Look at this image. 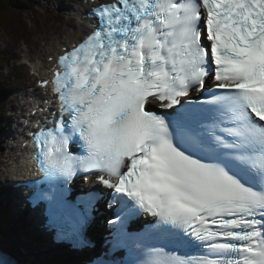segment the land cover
Segmentation results:
<instances>
[{"label":"snow or ice","instance_id":"1","mask_svg":"<svg viewBox=\"0 0 264 264\" xmlns=\"http://www.w3.org/2000/svg\"><path fill=\"white\" fill-rule=\"evenodd\" d=\"M88 11L92 30L41 81L59 100L53 126L33 132L61 235L78 239L101 199L73 202L81 172L110 190L122 238L130 219L154 218L144 239L157 243L139 240L132 264H264V0Z\"/></svg>","mask_w":264,"mask_h":264},{"label":"rangeland","instance_id":"2","mask_svg":"<svg viewBox=\"0 0 264 264\" xmlns=\"http://www.w3.org/2000/svg\"><path fill=\"white\" fill-rule=\"evenodd\" d=\"M5 1L4 7L2 2ZM14 1V5H8L7 0H0V49H8V55L12 56L14 51L16 52V46L13 47V49H9V47L17 41V35L19 37V56L21 57L22 54H25L26 52V45L24 44L22 40V36L28 37L33 44L36 42L38 38L41 36L50 35L52 37L51 42H55L57 38L56 29H45L47 26L53 27L55 24H49L50 22H54L57 18H60L59 14H63L64 12L59 11L57 9H54L50 11L48 14L45 12H42V10L39 7H33L32 10L35 13V16L37 18V21L30 18V12H24L21 8L22 3L20 1ZM65 1H68L67 3L69 5L75 4L78 0H52L51 4H61ZM48 4V3H45ZM49 6V5H45ZM62 12V13H61ZM45 13V14H44ZM4 15L6 19L2 17ZM58 24V23H56ZM20 30V31H19ZM19 31V32H18ZM36 44H40V40L37 41ZM11 62V58L8 57ZM1 59V58H0ZM17 61V64H20L22 67L23 64H21V61H18L16 58L14 59ZM11 63L8 66V69H12ZM26 75V74H25ZM25 78V77H24ZM22 79L25 81V79ZM16 102V100H15ZM0 106L4 107L2 103L0 102ZM2 154V151L0 152V155ZM39 260V259H38ZM47 264H52L51 262H47Z\"/></svg>","mask_w":264,"mask_h":264},{"label":"bare ground","instance_id":"3","mask_svg":"<svg viewBox=\"0 0 264 264\" xmlns=\"http://www.w3.org/2000/svg\"><path fill=\"white\" fill-rule=\"evenodd\" d=\"M85 5V0H83V1H81V0H79L77 3H75L74 5H71V6H69V7H71V8H73V9H71L70 11H74V12H76L77 10H79V9H81V8H83V7H85L84 6ZM85 8H88V7H85ZM1 13L3 12V11H0ZM2 17L4 18V19H6V17L4 16V15H2ZM85 25L82 23L81 24V27H84ZM78 28L79 27H65L60 33H61V35L63 36V37H66L67 38V40L66 41H63V42H61V44L62 43H65V42H67V41H73V40H75V39H78L79 38V36H78ZM82 31V30H81ZM66 34V35H65ZM65 35V36H64ZM48 39V38H47ZM49 44L51 45V47H52V50H55V45H53V43H51V42H46L45 44H44V49L45 50H48L50 47H48L49 46ZM42 45V43L40 42V44H36V48H39L40 46ZM41 51V50H40ZM39 51V52H40ZM39 52L38 53H34L31 57L29 56V57H26V63H27V61L28 60H31V61H35V62H39V60L41 59V57L38 55L39 54ZM0 53H5L4 51H2V50H0ZM36 56V58H33V57H35ZM32 58V59H31ZM6 63L5 64H1L0 65V101H2V99H3V96H4V85H3V83H4V79H5V76H4V70L5 69H8V66H9V64H10V59L7 57L6 58ZM30 69V68H29ZM24 73V72H23ZM25 77V78H24ZM25 79L27 82H29V83H31L32 81H33V78H32V76L28 73V74H26L25 75V73H24V75H19V73H16L15 74V76L14 77H12V78H10V80H12L13 82H23V80L22 79ZM33 84V86L30 88V90L31 91H36L37 90V88L34 86V82L32 83ZM5 113H7V112H4L3 113V115H6ZM1 114H2V112H1ZM2 116V115H1ZM5 142H7L6 140H5ZM4 144V142H2L1 143V145H3ZM7 144L8 145H10V142H7ZM18 150H13V149H10V150H6V151H4L3 152V154H2V157H1V159H0V172H6V171H8V168L11 166V165H13V164H15V161H16V159H17V152ZM28 151H29V153L30 154H32V148H31V146L29 145V147H28ZM21 169H22V165H21V161H18L17 162V170H18V172H21ZM75 178H77V179H81V177L80 176H78V175H76V176H74ZM25 185H23V187H24ZM84 187V189H83V191H84V194H85V196H86V198H87V193H92L91 191H89V189H88V187L87 186H83ZM28 188H32L34 191L36 190V188H37V183H36V181H34V180H31L30 182H29V184L27 185L26 184V189L28 190ZM37 194H35L34 196H33V198H32V201H33V203H34V205H33V209H34V212L37 214V217H42L43 215H44V211H43V209H42V207H41V202H40V200H38V199H36L35 198V196H36ZM40 197V196H39ZM112 209V208H111ZM48 215H50V214H48ZM109 216H110V214H109ZM110 219H111V216H110ZM50 221L51 222H53L51 219H50ZM147 222V221H146ZM23 223V222H22ZM148 223V222H147ZM56 225H58V224H56ZM119 228H120V225H119ZM93 234H95V236H98V231H97V229H94L93 230ZM140 236H141V238L143 239V240H145L144 239V237H143V235L140 233ZM86 237V234L84 235V238ZM91 237H92V235H91ZM92 240H94V238H92ZM85 241H86V239H85ZM87 241H88V239H87ZM86 241V242H87ZM148 241H150V240H148ZM84 242V240L82 241V243ZM74 243H77V245L79 246L81 243L78 241V239H74ZM34 246H36L35 244H34ZM74 251H76V248H74ZM65 252H67V253H70L71 251H70V249H65ZM37 256H41V257H44V258H46V257H50V258H53V257H55V256H59V255H57V253H53V254H48V253H42V254H38ZM25 259H29V257L26 255L25 257H24ZM56 260V259H55ZM78 262H79V259L78 258H76V259H74L73 260V263L72 264H78ZM65 263H68V260H65Z\"/></svg>","mask_w":264,"mask_h":264},{"label":"clouds","instance_id":"4","mask_svg":"<svg viewBox=\"0 0 264 264\" xmlns=\"http://www.w3.org/2000/svg\"><path fill=\"white\" fill-rule=\"evenodd\" d=\"M16 1H20L21 3H22V6H21V8L23 9V11L24 12H30V15L32 14V13H34V11L32 10V8L33 7H35V4H34V2H32V3H29L28 5V7H24V0H16ZM25 1H28V0H25ZM4 3H6L5 1H3L2 2V4L1 5H3V7H4ZM7 3H8V5H14V1L13 0H7ZM45 2H43V4L42 5H40V6H36V7H39L41 10H42V12H45V13H49L50 11H52V7L49 5V6H45V5H47V4H44ZM0 5V6H1ZM44 13V14H45ZM35 14V13H34ZM49 15V14H48Z\"/></svg>","mask_w":264,"mask_h":264},{"label":"trees","instance_id":"5","mask_svg":"<svg viewBox=\"0 0 264 264\" xmlns=\"http://www.w3.org/2000/svg\"><path fill=\"white\" fill-rule=\"evenodd\" d=\"M38 1H41V0H38ZM32 2H36V0H28V1L24 0V7H28L29 6L28 4Z\"/></svg>","mask_w":264,"mask_h":264}]
</instances>
